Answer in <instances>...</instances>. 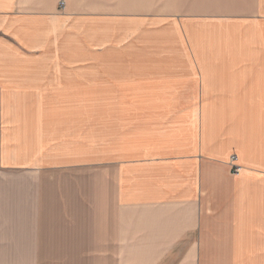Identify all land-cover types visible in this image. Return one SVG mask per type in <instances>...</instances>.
I'll use <instances>...</instances> for the list:
<instances>
[{"label":"crops","instance_id":"crops-1","mask_svg":"<svg viewBox=\"0 0 264 264\" xmlns=\"http://www.w3.org/2000/svg\"><path fill=\"white\" fill-rule=\"evenodd\" d=\"M60 1L0 0V264H264V0ZM86 142L109 158L86 161ZM38 170L62 203L93 181L92 207H61L92 235L38 241Z\"/></svg>","mask_w":264,"mask_h":264},{"label":"rangeland","instance_id":"rangeland-1","mask_svg":"<svg viewBox=\"0 0 264 264\" xmlns=\"http://www.w3.org/2000/svg\"><path fill=\"white\" fill-rule=\"evenodd\" d=\"M68 6L73 11H85V12H98V11H137L149 14H155L157 12V0H61L60 7L64 8ZM86 37L92 35L97 31L100 33H108V23H99L94 20H86ZM89 54V51H86ZM91 57V55H89ZM102 148L93 146L91 143L86 142L85 146V158L86 161H92L98 159L100 155L103 158L108 159L107 152L102 153ZM85 171H100L102 173H108L109 168H99L92 166V163L87 165ZM5 177V176H4ZM61 176L57 177V180L52 179L50 176H46L42 171L38 170L37 175L31 180V183L35 186L34 195V207L32 220L36 222V236L38 241H44L45 237H60V236H76V235H92V229L90 227L77 228L71 226L75 224L76 215L74 219H71V214H68L67 222L61 215V207H92L94 205V199L96 192L93 191V181H86V187L83 193L77 195L76 192L71 193L69 198L62 203L60 180ZM11 178L7 177L0 179V183L4 182V207H1L0 196V225L3 224V228L0 227V235L9 236L12 235L14 229L13 223V207L12 206V194L10 193L11 184L8 182ZM103 182V181H102ZM82 197L84 200L82 201ZM107 197V195H106ZM78 199V201H77ZM110 198H108L109 201ZM69 200V202H68ZM82 201V202H81ZM107 201V202H108ZM103 202V198L101 199ZM75 214V213H73ZM64 222L69 226L61 227L60 224ZM91 261L82 260H38V264H87Z\"/></svg>","mask_w":264,"mask_h":264},{"label":"built area","instance_id":"built-area-1","mask_svg":"<svg viewBox=\"0 0 264 264\" xmlns=\"http://www.w3.org/2000/svg\"><path fill=\"white\" fill-rule=\"evenodd\" d=\"M237 156L233 155L232 156V169L234 172H239L241 170V165L236 163Z\"/></svg>","mask_w":264,"mask_h":264}]
</instances>
